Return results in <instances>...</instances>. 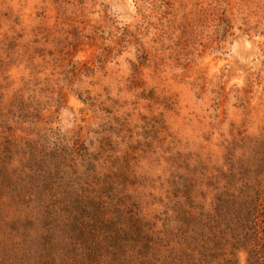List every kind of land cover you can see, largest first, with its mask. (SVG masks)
<instances>
[{
  "label": "rangeland",
  "instance_id": "rangeland-1",
  "mask_svg": "<svg viewBox=\"0 0 264 264\" xmlns=\"http://www.w3.org/2000/svg\"><path fill=\"white\" fill-rule=\"evenodd\" d=\"M122 2L91 24L67 15L88 0H0V264H264L260 72L231 108L217 82L207 126H178L188 89L161 98Z\"/></svg>",
  "mask_w": 264,
  "mask_h": 264
},
{
  "label": "clouds",
  "instance_id": "clouds-1",
  "mask_svg": "<svg viewBox=\"0 0 264 264\" xmlns=\"http://www.w3.org/2000/svg\"><path fill=\"white\" fill-rule=\"evenodd\" d=\"M110 2L88 0L82 9L67 5V15L90 21L91 24L103 23L104 5ZM112 6L123 13L121 20L131 17L147 26L141 29L140 40L154 54V58L149 61V67L143 68V72L151 74V83L164 89L158 92L161 98L177 91L175 81H181L188 89L179 105L178 126L193 127L200 119L203 126L208 125L209 104L216 96L212 88L217 86V82L225 84V92L233 89L227 101L230 108L236 103V90L247 87L250 71L260 72L259 84L255 83V75L251 76L257 97L264 93V63H261L264 61V0H183V6L179 0H173L171 9L163 0H124ZM46 7L47 15L54 19L57 15L55 5L48 3ZM149 21L152 23L149 24ZM91 30V26L86 29L88 32ZM229 42H239L248 58L242 61L243 64L247 65L248 60H254V64L242 67L237 57L224 56L217 50ZM92 51H78L75 58L86 60ZM125 56L136 61L132 53H122L120 59ZM257 56L258 60L255 59ZM201 84L205 86L203 95L207 98L206 102L195 101L194 93L200 91ZM239 94L242 95V91ZM252 103L256 104L257 99H253ZM162 111L165 109L160 105L154 114ZM171 115L166 113V119ZM254 115L259 123H264V100L260 102L259 113Z\"/></svg>",
  "mask_w": 264,
  "mask_h": 264
}]
</instances>
